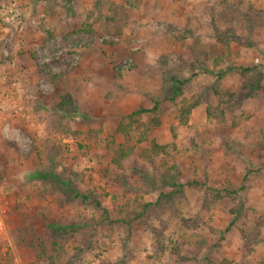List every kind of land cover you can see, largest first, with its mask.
Masks as SVG:
<instances>
[{
    "label": "rangeland",
    "instance_id": "obj_1",
    "mask_svg": "<svg viewBox=\"0 0 264 264\" xmlns=\"http://www.w3.org/2000/svg\"><path fill=\"white\" fill-rule=\"evenodd\" d=\"M229 4L264 12V0H0V203L8 228L0 264H264V81L246 98L240 75L264 71V29L252 47L235 42L221 52L212 20L224 30ZM238 25L245 42L249 33ZM82 26L96 34L75 33ZM194 37L219 53L192 66ZM172 77L186 81L175 103L166 99ZM63 96L74 104L69 115L57 111ZM154 99L163 101L161 125L143 114L124 129L128 140L119 124ZM191 105L182 123L181 108ZM151 139L166 151L155 154ZM133 145L143 156L117 159ZM51 174L90 201L73 199ZM163 174L200 185L163 214V248L154 250L149 230L117 219L170 192ZM242 184L245 216L231 211L235 194L204 207L210 189Z\"/></svg>",
    "mask_w": 264,
    "mask_h": 264
},
{
    "label": "trees",
    "instance_id": "obj_2",
    "mask_svg": "<svg viewBox=\"0 0 264 264\" xmlns=\"http://www.w3.org/2000/svg\"><path fill=\"white\" fill-rule=\"evenodd\" d=\"M242 2H239L238 5H242ZM230 5V4H229ZM230 11L231 13L227 16H224L226 28L224 30H220L215 24V18L212 20V24L214 25L213 28L215 30V39L219 46L221 47L220 51L229 52L231 50L232 43H238L240 45H243L245 47H252L253 43L251 40V37H253L254 33L261 31V29H264V12L262 10L257 9L254 5H248L247 9L242 12L239 7H235L233 5H230ZM235 7V8H234ZM242 21V22H241ZM237 23H239L238 26L243 25L247 33H249L248 37L245 38V42H242L241 37L238 34L237 31ZM75 33H85V34H92L95 35L96 32L88 29L85 26H82L80 28H77ZM245 43V44H244ZM191 51V62H194L192 66L202 65L203 61L209 60L211 57H215L216 54H218V47L215 44H210L208 46H204L202 44V39L200 37H194L193 42L191 46L188 47ZM218 59H216L217 61ZM225 75V72L219 73V78L222 79ZM240 75L243 80V89L246 90L245 97L250 98L254 95L255 92L260 91L262 88V83L264 81V71L262 69H259L258 67H246L240 69ZM51 79H55L54 77ZM172 83V90L170 94L168 93V96L166 97L167 100H170L171 102H176L177 99L182 94V89L185 86L186 81L181 80L178 77H172L171 79ZM244 90V91H245ZM163 101L160 99H154V105L151 109L141 108L135 112H133L131 115L127 116L122 120V122L119 124L121 127L120 132L124 134L125 137L128 138V140H131L132 137L128 135V130H124L126 127H129L136 121V118H140L143 114H150L156 116L155 119L152 120L153 127L160 126L161 120L159 116H161V104ZM73 102L69 96H63L61 98V101L57 105V111L64 115H69V113L72 112L73 108ZM193 105L189 107H182V115H181V122L185 123L186 115L191 112ZM76 113V112H75ZM130 134V133H129ZM142 139L139 140V142L147 139L145 134L142 135ZM150 143V146L152 148V151L155 154H160L162 151H166V146H162L156 143L154 139L148 140ZM137 153L139 156H143V149L139 148L135 145L131 146L128 149V153L124 152V149L119 150V155L117 156V159H125L128 155L129 159L131 160V155ZM116 163H118L117 160H115ZM173 175L163 174V184L165 187H171V191L168 193H161L159 197L152 201L145 204H139L135 209L130 210L128 212H121L124 214H120V217L117 219L118 222H122L129 227L132 226L133 223H139L140 225L144 226L147 230H149L152 233L153 236V242L151 244L152 249L156 250L162 249V239L165 237L164 231L166 230V225L163 222V214L167 211L169 212H176L175 204L177 201L182 199L184 191L186 187H190L191 189L196 188V186H199V182L192 181L187 184H179L176 177H173ZM34 179L39 178H45L44 175L33 173L32 176H30ZM52 180H54L56 183L67 189L71 192L73 199H80L84 204L88 203L90 201V196L87 194H83L79 191L77 187H73V185L69 182H66L62 180L59 176L56 174H51L49 176ZM247 180V175L244 177V181ZM246 189V186L242 184L237 189H228L225 188L222 191L218 190H212L210 189L208 191V195H210V198L212 200H209V198L204 201V207L207 209L211 208V205L216 202L217 199L222 198L221 193L224 192L225 196L231 197L232 194L236 195V200H233V203L236 204L235 209L231 210L232 213L235 215L236 218L245 216L246 208H244L245 203L243 200L240 199L239 192L244 191ZM239 195V196H238ZM238 196V197H237ZM238 200V202H237ZM97 207L101 208V203L96 202ZM105 214H108L109 212L107 210H104ZM154 220L160 223V225H163L162 227H155L154 226ZM192 223L195 227L199 226V218L192 219ZM75 227V226H72ZM56 232H67V229H70L69 227H62V226H54ZM183 247H186V243L182 242Z\"/></svg>",
    "mask_w": 264,
    "mask_h": 264
},
{
    "label": "built area",
    "instance_id": "obj_3",
    "mask_svg": "<svg viewBox=\"0 0 264 264\" xmlns=\"http://www.w3.org/2000/svg\"><path fill=\"white\" fill-rule=\"evenodd\" d=\"M7 233V223L0 203V241L4 240L5 237H7Z\"/></svg>",
    "mask_w": 264,
    "mask_h": 264
}]
</instances>
